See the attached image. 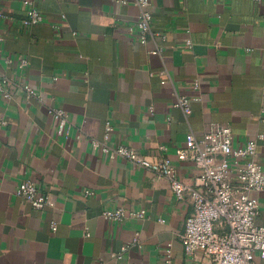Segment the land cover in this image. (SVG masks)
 Instances as JSON below:
<instances>
[{"label": "crops", "instance_id": "0c3cea01", "mask_svg": "<svg viewBox=\"0 0 264 264\" xmlns=\"http://www.w3.org/2000/svg\"><path fill=\"white\" fill-rule=\"evenodd\" d=\"M137 1L0 0V72L12 93H0V264H212L185 252L192 207L169 180L93 141L170 157L194 183L199 169L175 156L190 133L228 125L235 146L264 134V0H149L145 44ZM31 7L44 21L25 27ZM183 95L191 114L175 106ZM50 107L67 115L63 134ZM258 158L264 169V139ZM25 180L54 205L35 210L17 196ZM254 196L261 222L264 191ZM118 209L146 217L103 215Z\"/></svg>", "mask_w": 264, "mask_h": 264}, {"label": "built area", "instance_id": "2783aa9c", "mask_svg": "<svg viewBox=\"0 0 264 264\" xmlns=\"http://www.w3.org/2000/svg\"><path fill=\"white\" fill-rule=\"evenodd\" d=\"M149 2L137 1L143 9L136 22L143 44L154 35ZM25 4L30 2L25 1ZM43 21L41 12L31 7L21 24L29 27ZM158 52L153 51L154 54ZM26 64L27 61L22 60L20 65L24 67ZM10 82L0 72V93L8 99L12 98V93L7 89ZM196 85L199 86L198 83ZM22 87L28 95L33 93L30 87ZM175 106L187 114L192 112L191 99L187 96L178 97ZM262 110L264 112V104ZM48 112L58 122L59 134H63L69 125L65 111L50 107ZM0 123L6 125L7 121L0 119ZM112 131L113 127L108 122L105 139H109ZM262 139L264 134H259L248 139L245 145L235 146L232 128L223 124H214L202 136L190 133L185 144L176 149L175 156L179 162H192L199 169L200 174L194 183L179 178L178 168L170 157L144 155L132 147H114L97 140L93 143L110 158H123L136 167L166 178L176 198L190 203L192 209L180 236L187 255L193 256L202 251L210 257L212 264H256L257 257L264 259V220L258 221L260 206L254 196L264 191V169L258 158V143ZM16 195L25 199L35 210L54 205L52 198L42 193L37 184L30 180L19 184ZM103 215L112 221L128 218L143 220L146 212L127 213L124 209H118L106 211ZM57 228V222H53V231Z\"/></svg>", "mask_w": 264, "mask_h": 264}]
</instances>
